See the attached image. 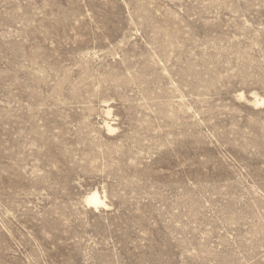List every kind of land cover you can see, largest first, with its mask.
Here are the masks:
<instances>
[{
	"label": "rangeland",
	"instance_id": "1",
	"mask_svg": "<svg viewBox=\"0 0 264 264\" xmlns=\"http://www.w3.org/2000/svg\"><path fill=\"white\" fill-rule=\"evenodd\" d=\"M262 99L264 0H0V264H264Z\"/></svg>",
	"mask_w": 264,
	"mask_h": 264
},
{
	"label": "bare ground",
	"instance_id": "2",
	"mask_svg": "<svg viewBox=\"0 0 264 264\" xmlns=\"http://www.w3.org/2000/svg\"><path fill=\"white\" fill-rule=\"evenodd\" d=\"M261 102L264 103V99H262ZM108 128L110 130H113V127L111 125H108ZM86 200L90 205L95 206L96 208L107 205L105 200L102 198V196L97 190L90 191L86 196Z\"/></svg>",
	"mask_w": 264,
	"mask_h": 264
}]
</instances>
